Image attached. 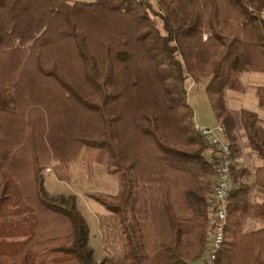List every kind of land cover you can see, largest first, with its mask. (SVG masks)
<instances>
[{"label":"trees","instance_id":"obj_1","mask_svg":"<svg viewBox=\"0 0 264 264\" xmlns=\"http://www.w3.org/2000/svg\"><path fill=\"white\" fill-rule=\"evenodd\" d=\"M155 1L158 9L151 0H0V264H97L76 196L51 197L45 186L44 169L78 161L127 176L130 250L121 229L123 250L99 264L202 258L218 157L197 129L186 81L207 79L235 157L225 90H240L246 69L264 72V0ZM257 95L264 107V85ZM240 117L263 164L252 172L234 161L211 264H264V228L243 231L246 217L264 221V198L252 197L264 193V122L251 110Z\"/></svg>","mask_w":264,"mask_h":264},{"label":"rangeland","instance_id":"obj_2","mask_svg":"<svg viewBox=\"0 0 264 264\" xmlns=\"http://www.w3.org/2000/svg\"><path fill=\"white\" fill-rule=\"evenodd\" d=\"M151 2L158 9L156 1L151 0ZM157 21L160 29L164 31L162 20L158 18ZM251 71L253 72L254 70L246 69L242 72L244 86H246V74ZM257 72L263 74L261 71ZM186 83L188 87V102L194 109L195 120L202 125L216 124L205 92L207 79H202L199 82L187 79ZM43 175L49 196H76L77 206L89 225V244L93 248L97 264L105 256L121 253L123 250L121 229L124 242L126 243L125 251L128 252L130 250L129 237L127 236L121 212V204L128 185L127 176L124 173L110 172L106 165L101 163L78 161L69 165H58L57 169L50 166L43 170ZM102 218H105V220H102ZM101 221L105 222V225L108 226L106 227L107 232L110 233L106 236L107 239L104 242L101 234ZM103 236L105 238L104 234ZM104 243L108 244L109 252L108 250L106 252ZM206 253L207 249L203 252V256L199 261H202L203 264H210L206 259Z\"/></svg>","mask_w":264,"mask_h":264},{"label":"crops","instance_id":"obj_3","mask_svg":"<svg viewBox=\"0 0 264 264\" xmlns=\"http://www.w3.org/2000/svg\"><path fill=\"white\" fill-rule=\"evenodd\" d=\"M257 71L260 70H254L253 72L251 71L248 72V74H246L245 77L246 86H244L243 84V75L241 73L240 79H241L242 87L240 90H235L232 88H227L225 90L226 106L234 114L237 121L235 135L238 142V151L235 156V162L237 163L238 167L247 168L252 172H254L257 167L263 164V158L252 148L246 130L242 124L240 114L243 110H251L256 112L260 117V119L264 122V107L260 105L259 98L257 95L258 87L264 85V72L261 71L263 72V74H259ZM195 122L197 125H202L196 120ZM215 123H219V122L216 120ZM203 125H208V124H203ZM211 153L212 152H210V154ZM237 174L239 175L237 177L238 181L245 180L251 183L253 182L254 173L251 176H247L246 174H241V172L240 173L238 172ZM252 197L255 201L261 202L264 198V193L257 189H253ZM261 228H264V221L252 217H246L243 225L244 233H249ZM193 263L203 264L202 261L199 260H196Z\"/></svg>","mask_w":264,"mask_h":264},{"label":"built area","instance_id":"obj_4","mask_svg":"<svg viewBox=\"0 0 264 264\" xmlns=\"http://www.w3.org/2000/svg\"><path fill=\"white\" fill-rule=\"evenodd\" d=\"M197 129L206 136L213 145L218 157L217 180L213 191L215 207V225L211 231V240L207 247L206 259L213 263L224 241V228L227 218L226 205L228 196L233 188L231 167L235 161L231 145L225 138L224 126L221 123L214 125H197Z\"/></svg>","mask_w":264,"mask_h":264}]
</instances>
